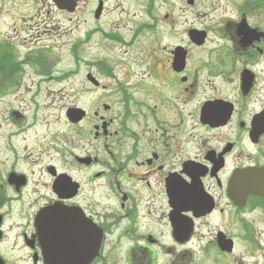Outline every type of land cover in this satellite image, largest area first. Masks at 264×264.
<instances>
[{
	"label": "flooded vegetation",
	"instance_id": "obj_1",
	"mask_svg": "<svg viewBox=\"0 0 264 264\" xmlns=\"http://www.w3.org/2000/svg\"><path fill=\"white\" fill-rule=\"evenodd\" d=\"M248 15L197 65L207 28L200 46L143 51L141 70H84L61 135L39 114L63 79L54 36L0 49V264H264V30Z\"/></svg>",
	"mask_w": 264,
	"mask_h": 264
},
{
	"label": "rangeland",
	"instance_id": "obj_2",
	"mask_svg": "<svg viewBox=\"0 0 264 264\" xmlns=\"http://www.w3.org/2000/svg\"><path fill=\"white\" fill-rule=\"evenodd\" d=\"M187 1L109 0L105 13L96 23L87 13L92 0H83L86 9L78 15L55 14L47 0H0V45L4 49L9 45L17 49L20 41L25 40L22 44L26 48L45 29L54 36L57 43L54 50L62 60L63 79L40 91L43 105L39 114L48 131L61 135L67 131L64 110L74 100L72 90L79 86L77 82H82L84 70L97 67L101 60L113 68L129 65L135 71L141 70L139 57L143 51H156L161 60L169 49L187 44V30L210 29L209 42L204 47H190V65L194 66L205 58L210 47L229 48V43L220 39L215 30L221 29L222 36L227 24L239 21L240 12L248 13L250 23L264 30V0H193V4ZM253 4L252 10L245 8ZM223 19L226 21L222 22ZM96 26L100 31L92 32ZM260 75L264 77V72ZM251 216L254 225L263 224L260 212L255 211Z\"/></svg>",
	"mask_w": 264,
	"mask_h": 264
},
{
	"label": "water",
	"instance_id": "obj_3",
	"mask_svg": "<svg viewBox=\"0 0 264 264\" xmlns=\"http://www.w3.org/2000/svg\"><path fill=\"white\" fill-rule=\"evenodd\" d=\"M62 8H71L74 5V0H55ZM189 2L191 3L192 0H189ZM192 39L197 42V43H202L203 42V38L204 35L201 34L200 32H194L193 34H191ZM180 49V48H178ZM178 58L180 59V56H178ZM78 110H71L72 112V120H75V116L77 114Z\"/></svg>",
	"mask_w": 264,
	"mask_h": 264
}]
</instances>
